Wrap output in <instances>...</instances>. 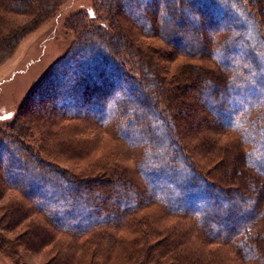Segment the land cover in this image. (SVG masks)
<instances>
[{
  "label": "trees",
  "instance_id": "trees-1",
  "mask_svg": "<svg viewBox=\"0 0 264 264\" xmlns=\"http://www.w3.org/2000/svg\"><path fill=\"white\" fill-rule=\"evenodd\" d=\"M65 1L0 0V66ZM146 1L120 2L122 21L162 44L159 51L145 49L153 61L161 56L184 62L168 81L131 82L116 56L124 49L119 40L132 44L134 38L118 36L115 42L96 35L103 46L96 40L77 46L36 89L34 98L48 108L33 110L30 101L12 127L17 134L8 141L18 159L0 163V200L13 186L31 198L7 209L12 221L24 220L33 203L47 214L51 231L39 221L26 224L28 243L55 245V235L70 239L55 264H73L77 257L79 264H264V38L257 20L243 0ZM150 3H155L153 17ZM186 23L199 30H187ZM246 26L254 28L253 37ZM122 83L136 91L143 85L162 91L168 118L153 100L154 108L129 100L118 89ZM36 121L49 147H59L63 138L64 149L81 160L91 158L96 145L80 148V135L62 123L113 129V140L135 156L128 154L131 161L109 153L79 176L62 171L18 147ZM169 123L180 135L194 131L205 165L191 164ZM5 141L0 136V162ZM15 164L21 170L24 164L33 167L28 179L15 172ZM45 187L51 196H40Z\"/></svg>",
  "mask_w": 264,
  "mask_h": 264
},
{
  "label": "rangeland",
  "instance_id": "rangeland-1",
  "mask_svg": "<svg viewBox=\"0 0 264 264\" xmlns=\"http://www.w3.org/2000/svg\"><path fill=\"white\" fill-rule=\"evenodd\" d=\"M145 1L142 0V2ZM120 2L123 4L127 3L128 0H66L63 2L57 15L41 28L27 35L18 47L15 55L0 66V136H4V139H7L5 142L8 143L2 151L1 166L5 165V163L8 164L9 161L13 162L12 158L18 159V156L14 155L16 146L10 144L8 140L12 141L11 138L14 134H17L14 133L12 127L16 123L21 122L23 117L22 109L26 108V105H29L30 101L34 102L32 106L33 110L37 109L38 111L42 108H48V106H44V104H47L45 102L41 105L42 99L34 98L36 89L47 79L55 65L65 59L80 44L96 40L95 42H98L100 45L102 44L100 39L103 37L107 38L108 41L113 38H120L118 36H121L122 39L124 37L129 39L134 38L136 42H132V44L128 40L121 41L122 44H120L119 40V46L122 45L124 49L120 50L119 57L116 56L117 60L120 61L130 75L131 82L140 81L146 83V81H149L152 84L155 80H159V78L168 81L177 65L184 62L183 60L185 59L175 62L162 61L161 56H158L156 61H153L152 54L145 49L150 46L157 47L159 51V48L163 47L162 44L156 39H146L139 31L130 29L127 19L122 21V13L118 9ZM146 2L153 1L147 0ZM257 2L259 4H256V0H243L242 3L246 10L256 18L258 28L264 38V25L262 24L264 20V6H262V4L264 5V0H258ZM154 6L155 3H150V17L154 15ZM223 10L226 11V7H223ZM234 18L232 17L231 20ZM228 24L226 23V25ZM223 26L225 25L223 24ZM184 27L187 30H199L197 26L192 27L190 23H186ZM246 28L245 31L253 37L254 28L250 26H246ZM96 35L100 39L95 37ZM186 38L185 40H187ZM116 41L118 39H115ZM104 50L108 51L111 55V48L105 47ZM118 89L129 100L134 101V103L138 102L136 104L140 106L147 105L149 108H154L151 102L152 100L155 101L158 105V110L168 118L169 112L165 107L167 98L166 96L164 97L162 91L154 87L149 90L144 85L141 90L138 89L136 91L123 83ZM45 92L44 90L43 94ZM255 93L252 91V94ZM134 99L138 101L135 102ZM194 113L195 111H191V116ZM35 123L37 125L30 126L31 130L28 135L21 137L19 142H16L18 147L21 146L25 152L28 149L30 154L37 155L39 160H42L40 163L52 164L68 173L77 174L78 176L82 175V169H85L86 165L102 162L109 153L119 155V158L123 160L130 158L128 154L135 156L128 145L113 140L111 135L116 134L113 129L104 130L93 123L86 124L84 121H67L66 123H62L61 126L63 128L66 127L67 131L80 135L76 137V142L80 148L86 149L87 146L96 145V152L93 153L91 158L81 160L78 155L70 154L68 150L64 149L68 146L67 141H64L63 138L59 140L61 141L59 147H49L48 143L45 142L47 141L46 136L42 135L39 129V122L36 121ZM169 124L171 131H174L175 138L180 144L179 146L187 147L183 149H186V151L184 150L185 155L190 159L191 164H197L198 166L205 165L204 162L206 161L204 158H201L200 151L198 150L199 144L192 139L194 131H187L186 129V131H179L182 132L180 135L177 132L176 124ZM194 129H196V126ZM165 131L167 132V130ZM179 135L186 138L185 142L179 140ZM180 149L183 150L182 148ZM25 157L29 161H33L29 155H25ZM21 163L23 164L24 162L21 160ZM37 165L39 166V164ZM15 167V172L18 174L21 172L23 179H28L26 173L30 172L33 168H27L25 164L21 165L22 170L17 165ZM22 177L18 175L16 181H20ZM6 188L8 191L5 192L6 194L0 200V264H55L54 259H56L57 252L67 251L69 249L67 248V244L70 239L65 236L57 237L55 235V245L50 241H46L40 245L28 243L29 233L26 230V224L39 221L38 223L42 224L43 227L45 226L46 230L51 231L47 225L49 218L47 214L42 212L33 203L31 212L26 215L24 220L12 221L7 214V209L9 207L11 209L15 208L16 205H19L20 201L24 202L23 200H25L28 202L31 197L29 196L30 194H25L22 190L16 189L13 186ZM55 193L53 197H56ZM51 195L46 187L42 189L40 194L42 197ZM86 195L88 198L91 197L88 193ZM65 221L63 220V224L65 223L66 225L67 222ZM78 261L79 257H77V260L75 259L73 264H79L80 261Z\"/></svg>",
  "mask_w": 264,
  "mask_h": 264
}]
</instances>
